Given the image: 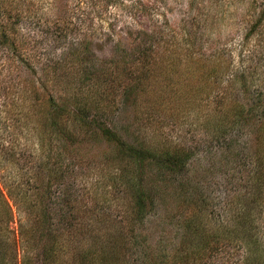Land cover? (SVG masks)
Segmentation results:
<instances>
[{
    "label": "rangeland",
    "instance_id": "374dc122",
    "mask_svg": "<svg viewBox=\"0 0 264 264\" xmlns=\"http://www.w3.org/2000/svg\"><path fill=\"white\" fill-rule=\"evenodd\" d=\"M263 6L264 0H0V26L16 43V50L0 44V189L13 214L18 262L25 247L19 227L40 210L46 191L38 187L50 178L47 202L56 228L67 230L73 217L70 224L92 223V233L108 237L129 228L124 212L134 192L112 183L119 170L113 172L107 156L116 149L86 138L71 123L81 141L65 150L48 129L52 115L43 108L50 97L71 107L72 115L75 106L91 115L99 110L104 123L130 142L191 150L187 174L203 189L210 215L227 220L237 213L235 194L253 182L233 163L234 154L210 143L204 117L231 104L227 86L234 73L257 84L262 77L264 25L250 31ZM47 61L54 64L44 72ZM126 66L148 73L141 90L129 84ZM231 136L236 152L255 155L252 134ZM169 186L162 188L168 194L156 196L158 215L147 226L172 244L173 215H183L186 201L176 183ZM70 234L73 253L86 241ZM230 251L205 264H238L244 252Z\"/></svg>",
    "mask_w": 264,
    "mask_h": 264
},
{
    "label": "trees",
    "instance_id": "16d2710c",
    "mask_svg": "<svg viewBox=\"0 0 264 264\" xmlns=\"http://www.w3.org/2000/svg\"><path fill=\"white\" fill-rule=\"evenodd\" d=\"M262 24L264 25V6L252 29L254 31L250 32H256ZM0 36L2 46L14 47L16 50L15 40L3 25L0 26ZM53 64V61H47L42 70L47 72ZM125 68L129 71V84L141 90L142 86H145L148 73L143 76L145 74L143 70H132V66ZM238 75L234 73L230 85L227 86L230 90L227 93L230 98L227 99L231 104H220L221 106L213 110V114L209 111V116L204 117L210 143L218 142L224 149L227 148L228 152L234 154L233 163L237 162L239 170L248 175L253 182L252 187L245 192H242L244 189H240L235 194L234 208L238 211L233 217L220 220L210 215L203 189L191 182L192 179L187 174L191 159L194 157L191 150L182 149L181 146L174 148L173 151L164 150L160 145L142 143L137 138L130 142V139L127 140L104 123L105 117L96 110V106L94 107L96 112L92 115L84 110L86 107L75 106L78 115L76 117L71 114L69 110L71 107H59L56 99L50 97L44 102L43 108L47 109V114L52 115L48 129L52 134L59 135L55 136L56 140L63 143L65 150L71 149L72 145L81 141L74 131H81L80 133L93 141H105L116 149L110 152L107 159L113 172L119 170L118 176L121 179L114 177L112 183L115 182V185L134 192L132 208L124 212L129 228L125 234L117 232L113 234L114 236L108 237L105 234L99 235L96 231L92 233L93 231L88 228L92 223L70 224L75 217L70 218L72 222L70 221L67 230L56 228L50 214V202H47L52 182L55 181L54 178H50L38 187L40 190L45 188L46 191L43 200L39 198L42 202L40 210L32 217L28 214L29 221L19 227L17 236L20 237L22 244L25 243V247L21 261L18 262L16 257L18 239L10 237L14 234L9 227L13 221V214L0 189V264H9L10 261H15V264H205L216 254L221 255L228 250H231L229 256L239 251L244 252L238 264H264V73L257 79L258 84L255 80L250 82L249 76ZM35 99L40 101V98ZM94 105L95 103L89 104L90 107ZM71 123L74 131L70 129ZM234 131L246 136L248 133L252 134L256 146L255 155L248 157L246 153L241 155L239 151L234 150L236 141L231 136ZM38 136L41 142H46L43 136L40 137V132ZM155 141L158 143L157 139ZM50 144L52 145L53 141ZM243 178L245 177H242V180ZM175 183L174 188L182 193L186 203L181 206L184 207L181 217L173 215L177 234L174 243L171 244L163 231L156 237L149 233L147 223L158 215L156 212L160 204L156 196L168 194L167 190L163 189ZM245 206L248 207L246 212ZM62 222L64 221L60 220V223ZM163 222L165 221L161 223ZM168 226H172V223H168ZM83 229L89 231L85 234ZM70 232L73 235L75 232L79 233L78 237L83 234L86 241L82 248L78 250L74 248L73 253L69 246L73 240ZM9 239L10 246H4L5 241Z\"/></svg>",
    "mask_w": 264,
    "mask_h": 264
}]
</instances>
